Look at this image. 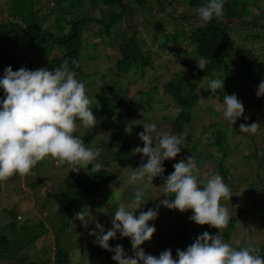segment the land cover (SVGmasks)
Wrapping results in <instances>:
<instances>
[{
    "label": "trees",
    "instance_id": "trees-1",
    "mask_svg": "<svg viewBox=\"0 0 264 264\" xmlns=\"http://www.w3.org/2000/svg\"><path fill=\"white\" fill-rule=\"evenodd\" d=\"M154 1L172 21L171 28H168L163 20H159L155 25V37L160 39L156 50L145 44L143 34L138 26L134 23L129 24L130 21L133 22L134 15L139 16L146 11H153L149 0H13L8 8L9 17L0 19V72L4 75V69L7 66H11L13 71L20 68L36 70L42 67L52 70L67 59L69 67L76 73L77 79L85 84L86 94L91 100L89 107L95 109L93 113L96 116L97 125L103 126L107 121V115L111 118L113 131L109 136L107 135L108 137L106 135L103 137L106 140V148H96L101 152L98 162L100 163L102 160L105 164H110L119 161L122 166L133 162L137 157L133 152L136 147L128 137L127 127L121 119L119 110L126 94L123 83L126 82V75L134 80H139L154 72L157 82L150 90L141 91L137 105L139 107L147 105L148 108H151L156 97H160V104L161 93L172 97L174 108L178 109V113L173 116L171 135L186 136L183 138L184 143L190 144L187 152L191 153L190 156L195 157L198 168L205 166L207 162L213 164L214 174L219 173L224 181L228 182L232 174L228 170L231 166L229 159L235 154L240 144L233 141L231 145L229 136L234 128L228 122L209 123L207 126H203L199 135L192 137L193 117L202 98L193 78L209 76L218 70H226V67L232 65L233 62L238 66V77L241 76L240 78L243 80L241 79V84H228L227 82L228 86L242 89L245 83L251 79H260L264 76V60L257 52L255 45L257 38H264V31H262L264 22L260 20V17H264V8L262 7L264 0H226L223 17L196 25L190 30L185 28V21L190 20L193 16H198L197 10L206 0H178L189 6L190 9H195V14H192L190 10L176 14V8L167 7V0ZM132 4L137 5V11L132 10ZM254 8H257L259 12H253ZM105 11L109 12L108 16L103 15ZM95 23L99 25V35L103 41L116 47L119 52V56L115 57L116 71L112 76L97 72L88 73L86 69L84 57L87 50L97 49L96 43L88 42L89 27ZM236 31L241 33L244 40L251 41L250 46L235 44ZM112 33H115L116 38L108 40ZM184 54L193 59L194 71L192 74L186 70V65L189 64L185 61ZM171 57H177L183 67L175 69L168 64L161 65L169 63ZM196 58L205 60V70L196 66ZM229 59L233 61L228 62ZM40 60L44 61L40 63ZM72 61H75V64ZM129 73L131 74L129 75ZM167 73H170V77L164 79ZM232 73L229 72L230 75ZM95 77H99L103 87L110 88L104 93L102 101L93 99L103 91L98 85H95ZM224 78L226 79L227 75ZM118 86L119 91L115 89ZM228 86L222 90L221 100L224 95H227ZM152 91L153 94H151ZM3 96L4 91L0 89V98ZM96 107L100 109L96 111ZM248 115L247 119L245 116L243 117L242 122L245 124L260 122L258 115ZM222 123L224 126L221 125ZM74 135L83 141L86 148L92 146L94 135L91 132L87 131L81 134L75 131ZM245 139L247 140V138ZM251 139L253 141L251 144L255 145L252 150V158L256 161V166L264 169V153H260L263 148L256 143L254 137ZM181 160L177 156L172 160L165 161L163 177L174 172L173 165ZM54 161L55 159L48 157L38 162L33 168L38 170L36 179L44 178L47 168L52 167L50 164H54ZM48 162L49 164H47ZM65 165L67 163L62 166ZM90 168L91 165H89ZM28 175L32 177V171ZM69 176L71 182L65 184L69 187L54 196L57 210L52 211L53 209L50 207L42 209V212L45 211L46 214L45 219L34 222L20 221L17 219L19 215L17 209L4 208L2 210L0 262L7 260L17 264H64L65 261L70 260L68 251L63 250L62 233L64 229L69 228L68 225L71 220H75L77 212L82 210L90 212L89 208L100 204L108 205L111 202L101 196L106 186L116 177V173L110 168L106 169L101 166L99 173L88 171L85 174H80L71 170ZM204 177L206 176L203 175L201 178ZM259 179L260 183L252 182L243 191L251 201L244 200L245 207L239 208L238 214L245 215L255 209L254 212L257 213L264 226V213L258 211L260 207H264V196L255 197L263 187L264 174ZM121 180L124 179L121 177ZM154 182L163 184L164 179L156 177ZM232 197L237 198V195ZM115 203L113 202L109 206L111 212L117 206ZM220 203L222 206L224 205V202L220 201ZM141 211L143 210L138 209L136 215L138 216ZM168 211L170 214H167L165 220H158L157 223L158 226L165 223V230L159 231L156 235L153 234L157 236L159 242V247L152 254L153 256L158 257L161 252L171 249L175 259L177 258V249L186 250L198 235L205 231L210 234H217L220 231L207 224L200 225L190 220L189 217L193 214L191 209L181 212L178 209L168 208ZM60 215L65 220L64 223L56 220ZM238 217L239 215L234 214L230 216L228 226L222 230L226 243L234 235V230L239 222ZM46 223H49L51 228ZM46 234L49 235L48 240H52L50 235H53L54 256L43 254L33 259L30 257V252L24 254L25 249L35 242L37 251L42 253L45 243L48 242L46 247L51 243V241L44 240ZM41 239L43 243H40ZM248 245L241 244L236 248ZM254 247L258 248V254L264 257V245ZM51 251L47 253L51 255Z\"/></svg>",
    "mask_w": 264,
    "mask_h": 264
},
{
    "label": "clouds",
    "instance_id": "clouds-1",
    "mask_svg": "<svg viewBox=\"0 0 264 264\" xmlns=\"http://www.w3.org/2000/svg\"><path fill=\"white\" fill-rule=\"evenodd\" d=\"M225 3L226 0H206L197 10L200 21L208 23L223 17ZM196 60L197 67L205 70V60ZM203 88L215 94L224 88V79L218 76L209 79ZM0 89L4 91L0 98V182L14 175L30 174L38 162L48 157L59 165H72L71 170L75 172L81 168L90 173L101 171L98 162L101 152L86 148L83 141L74 135L77 121L92 129L97 120L89 107L91 100L86 94L85 84L77 79L67 59L52 70L42 67L13 71L11 66H7L0 78ZM256 95L264 97V80L257 86ZM223 104V117L230 124L244 117L245 107L237 95H224ZM143 126L144 131L139 133V138L144 146H137L133 152L142 154L141 159H146V162L133 172L131 182L136 185L133 198L118 205L112 214V228L105 231L104 225L85 210L75 214L74 219L85 228L95 223V229L89 230V235L96 237L95 243L113 252L112 259L117 264H264V257L252 244L236 248L224 241L222 230L228 226L230 215L220 201L231 199L232 193L223 177L216 173L198 178L199 168L194 156L175 163L174 172L163 177L164 162L181 153L185 147L184 139L176 134H165L156 122ZM257 129V123L240 124L241 133L255 134ZM156 177L164 179L163 194L169 198L137 216L136 211L149 200L147 191ZM114 196L119 198L115 192ZM160 205L181 212L191 209L190 220L220 231L217 234L205 231L198 235L186 250L177 249L175 259L171 249L161 252L158 257L147 254L141 245L151 240L156 232L149 221L158 217ZM117 233L120 238H130L132 255H128L123 245L112 247L109 244L110 240L117 238Z\"/></svg>",
    "mask_w": 264,
    "mask_h": 264
},
{
    "label": "rangeland",
    "instance_id": "rangeland-1",
    "mask_svg": "<svg viewBox=\"0 0 264 264\" xmlns=\"http://www.w3.org/2000/svg\"><path fill=\"white\" fill-rule=\"evenodd\" d=\"M13 0H0V19L5 17H9L8 8L10 3ZM151 5L153 6V11H146L141 15H134L133 22L130 21V25L134 23L138 26L139 30L143 34V39L145 40V44L153 49H157V44L160 42V39L155 37V25L159 20H163L168 28L172 27V21L168 19L167 14L160 10L158 4L155 3L154 0H149ZM52 5V4H51ZM136 4H132L131 8L134 11L136 10ZM168 8H176L177 13H182L184 10H190L192 14L196 13V10L190 9L189 6L181 3L178 0H167ZM264 8V5H262ZM253 12L258 13L259 10L257 8L253 9ZM108 11L103 13L104 16H108ZM260 20L264 22V17H260ZM202 22L198 19V16H193L190 20L185 21V28L190 30L191 27L196 25H200ZM89 31V40L90 44H97V49H89L87 50L86 56L84 59L86 60V69L88 73L97 72L99 74H107L108 76H112L115 73V57L119 56L118 49L113 47L103 41L101 38L99 25L92 24L90 25ZM262 31L264 29L262 28ZM234 33V32H233ZM97 34V35H96ZM110 38H116L115 33L109 36ZM235 44L240 46H250L251 41L244 40L241 37V33L238 31L235 32ZM257 52L261 55L264 60V38H257L255 41ZM155 49V50H156ZM57 52V51H56ZM184 59L187 61L189 65H186V70L188 73L192 74L194 68L192 65L194 64L193 59L189 57V55L184 54ZM44 60H40L41 63ZM232 59H229L228 62H232ZM193 62V64H192ZM168 64L171 68L178 69L183 67L180 60L177 57H171V61ZM197 66V62H196ZM133 72V71H132ZM131 72V73H132ZM229 72H233L231 75ZM236 72V74H235ZM238 66L236 64L230 65L226 67V70H218L209 76H201L193 78L195 82V86L198 92L202 95L200 99V104L196 107V113L193 117V129H192V137L199 135L202 131L203 126H207L209 123L214 121L219 122H228L223 117L224 104L223 100L220 99L222 95V90L225 89L229 83L241 84L242 78L238 77ZM129 73V75L131 74ZM227 75V78L224 77ZM156 74L151 72L148 76H145L139 80H134L129 78L126 75V82L123 83V88L126 91V94L123 97L122 105L119 107L121 112V119L124 121L127 127V134L129 139L132 140L133 146L143 147L144 142L139 138V133L144 131L143 124L148 122H156L162 131L165 134L171 135V127L173 123V116H176L178 113V109L174 108V102L172 101V97L168 95H164L161 93L162 101L159 104L160 97H156V100L153 104V107L148 108L147 105H143L139 107L137 105L138 97L141 94V91H148L152 88V86L157 82L155 79ZM219 77L222 80L224 79V88L222 90H217V93L213 94L210 89H205L207 81L209 79ZM3 77V74L0 72V78ZM170 77V73L166 74L164 79H168ZM242 79V80H241ZM264 80V76L260 79H251L242 87V89H236L234 87L228 86L227 95L235 94L242 101L245 107V117H249L252 114L258 115L260 122L258 123V129L255 134H246L240 132V124L242 122L243 117L238 118L234 124H229L234 128L230 133L231 145L232 142L239 143V147L236 149L234 155L231 156L228 170L233 174H231L230 181L226 182L231 189L232 196L237 195V198L232 197L231 199H222L224 202V207L227 208L230 216L239 215V222L237 227L234 230V235L231 237V240L228 242L233 247L238 245H248L252 244L254 246L261 247L264 245V226L255 209L250 211L245 215L238 214L239 208L242 209L245 207L243 204L244 200L251 201L250 198L246 197L243 193L245 189H247L252 182L260 183V179L264 174V169L262 167L256 166V161L252 158V150L255 145H252V137L255 138L256 143L260 145L261 149L260 153H264V97H258L256 95L257 86L259 83ZM159 81V80H158ZM163 81V80H162ZM95 85L99 86L102 91L98 97H93L98 101H102L104 93L108 91L110 88L103 87L100 83L99 77H95L94 79ZM199 85L201 87H199ZM161 88V86H160ZM117 91H119V86L115 87ZM154 92L152 91L151 94ZM129 104V105H128ZM128 105V106H127ZM100 108L96 107V111ZM94 108L92 111L94 112ZM245 124V123H244ZM224 126V123L221 124ZM236 130L237 132H235ZM76 131L81 134L91 132L94 135V140L91 142L89 148L96 150V148H106V140L103 137L106 135H110L113 131L111 118L107 115V121L103 126L99 127L97 124L92 128H86L83 126L82 122L77 121V129ZM210 134V133H209ZM107 136V137H108ZM186 136H183L185 138ZM247 138V140L245 139ZM185 147H182L181 153L179 156L180 159L186 160L187 155H191L190 152H187L189 145L184 143ZM97 146V147H96ZM136 160L127 164L126 166H122L119 161H115L114 163L105 164L102 160L100 164L102 167L106 169H111L116 173V177L110 181L108 186L104 189L102 196L111 202L107 204H100L93 208H89V213L93 214L95 220H98L101 224L104 225L105 231L112 228L111 219L112 214L116 211L118 205L120 203H128L131 201L134 195V190L136 185H133L131 182V176L136 168H138L142 163L146 162L141 159L142 154H135ZM173 159V158H172ZM170 159V160H172ZM50 161V160H49ZM49 164V162L47 163ZM52 167L47 168V173L44 175L42 179H36L38 170L32 169V177L29 175L19 176L14 175L9 179L0 182V220L2 218V210L4 208H12L17 209L18 211V220H25L26 222H34L39 219H45L46 214L42 212V209L46 207L49 209H53L52 211L57 210V205L54 203V196L61 192L62 190H66L69 186L65 184H70V176L69 173L71 171V165L67 164L64 167L59 165L56 160L54 164H50ZM198 178H201L203 175L210 177L214 174V165L210 163H206L205 166H200ZM89 170L81 168L78 173L85 174ZM229 172V173H230ZM62 177V178H61ZM121 177L124 179L121 180ZM262 180V179H261ZM163 184H156L153 180V185H150L147 191V199L148 202L142 207L143 211H147L150 208H156L159 204V201L163 199L169 198L167 194H163ZM262 188L260 193L255 197L260 198L264 196V184H262ZM114 192L118 194L119 198L117 199L114 195ZM253 195V194H252ZM113 202L117 206L114 207L113 212L109 209ZM151 202V204H149ZM226 202V203H225ZM149 206V207H148ZM232 209V211H231ZM258 211L264 213V207H260ZM167 214H170L168 208L160 205L158 209V217L154 221H149V224L154 225L156 228L155 235L160 231H164L166 225L163 223L161 226H158V220L164 221ZM48 218V217H47ZM58 222L64 223L63 217L60 215L56 219ZM71 220V219H70ZM68 222V221H66ZM46 225L51 228L49 223ZM68 229H64L63 235V250L68 251L69 258L74 256V258H70V260L65 261L64 264H91V263H99V264H117L116 261L112 259L114 255L113 252L103 249L101 246L95 243L96 237L93 235H89L90 229H95V223H90L88 228L83 227L82 223L79 220H71ZM98 231V230H97ZM51 233V232H49ZM52 234V233H51ZM153 235L151 240L146 241L142 248H144L147 254H153L159 247V242L157 236ZM52 240L49 239V235H45L44 240L51 241L50 245L46 247L45 243L44 248L42 249V253L37 251L36 242L29 245L24 254L30 252V257L33 259L37 258V256L45 254V256H54V246L53 243V235H50ZM42 240V239H41ZM43 243V240L40 241ZM109 244L112 247H115L117 244L123 245L125 251L128 255H132V245L130 238H120L119 233H117V238L109 241ZM52 250V251H51ZM51 251V255L47 252ZM78 253V256L75 254ZM35 257V258H34ZM36 261V260H34ZM0 264H17L16 262H8L7 260H3Z\"/></svg>",
    "mask_w": 264,
    "mask_h": 264
}]
</instances>
